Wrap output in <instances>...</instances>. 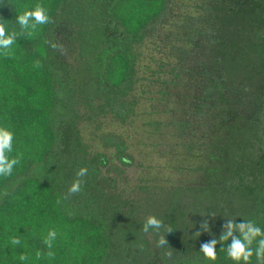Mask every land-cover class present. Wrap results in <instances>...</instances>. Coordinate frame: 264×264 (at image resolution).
Instances as JSON below:
<instances>
[{"label": "trees", "instance_id": "obj_1", "mask_svg": "<svg viewBox=\"0 0 264 264\" xmlns=\"http://www.w3.org/2000/svg\"><path fill=\"white\" fill-rule=\"evenodd\" d=\"M37 2L52 22L0 58V117L26 157L0 183L7 264L9 236L32 251L53 226L52 264H209L200 245L227 220L264 228V0H0V19L18 29L16 12ZM143 97L163 120L147 124L160 143L142 148L121 129ZM108 120L117 130L101 132ZM152 159L164 162L159 178ZM82 166V191L69 195ZM148 215L167 246L141 230ZM220 247L217 264H231Z\"/></svg>", "mask_w": 264, "mask_h": 264}, {"label": "clouds", "instance_id": "obj_2", "mask_svg": "<svg viewBox=\"0 0 264 264\" xmlns=\"http://www.w3.org/2000/svg\"><path fill=\"white\" fill-rule=\"evenodd\" d=\"M51 22L52 17L48 5L40 2L31 7L23 5L22 10L16 12L15 24L18 25V29L10 27L8 19H0V58L13 59L17 41L21 36L33 37L42 26ZM47 43L50 48L60 50L55 42ZM40 66L39 60L33 61L34 69H39ZM25 158V152L18 147V136L14 126L7 121L6 117H0V183L12 177L20 169ZM101 162L106 163V161ZM121 162L131 164V161L126 157H122ZM88 175L87 167H79L75 172V178L67 187V194L80 193L85 183L84 178ZM4 194L3 191H0V195ZM56 204L62 205L60 197H57ZM162 227L161 219L154 215H148L141 225V230L145 233L149 229L156 231L158 233L157 247H163L167 244L163 234L159 233ZM166 230L171 231L170 228ZM60 235L59 229L54 226L42 230L39 239L43 247L35 248L32 251H28L26 241L15 234L7 238L5 245L14 250L12 260L15 264H40L42 261L44 264H52L56 259L55 249ZM217 244L221 245L219 252L223 253L224 257L231 261V264H264V228H261L254 220L242 219L237 223L235 220L229 219L218 239L213 238L202 243L198 252L209 264H217ZM16 248L22 251L17 253L15 252ZM0 264H7V258L0 257Z\"/></svg>", "mask_w": 264, "mask_h": 264}, {"label": "rangeland", "instance_id": "obj_3", "mask_svg": "<svg viewBox=\"0 0 264 264\" xmlns=\"http://www.w3.org/2000/svg\"><path fill=\"white\" fill-rule=\"evenodd\" d=\"M146 77V75H144ZM153 86V85H152ZM150 87V91H153V87ZM146 97V96H145ZM145 97H143L140 101L141 103L139 104L138 107H136L135 109V117L132 120V123L129 124L128 126H126L127 128H122L121 133H123L125 135V137L127 136V142L130 145L133 144H141L140 146L143 148L145 145L148 144V142H152L147 140V138H154L155 144H159L160 140L156 139L155 137V133H157L152 126H147V124L149 122L153 121V118H155L156 120L160 121L163 120L162 118V114L154 117L155 115V111L158 108V111L161 112L163 111V108L157 107L156 105L149 107L150 102H148L147 100H145ZM118 128V126L116 124H113L112 122L108 121H102L100 130L101 132H105V131H116ZM95 129L94 127L91 125L88 128H86L85 130V137L89 138V140H92V136L91 133H94ZM154 133V135H153ZM142 135H146L145 138L142 137ZM155 136V137H154ZM138 150H142L141 148H138ZM149 167H150V172L152 173V176H157L158 178L160 177L159 175V171L157 169H154L153 167L155 166H159V165H163L164 162H159L156 159H152L148 161ZM136 170H134L133 172H130L128 174V181L129 184L132 185L134 183V177L139 176L140 174L135 172Z\"/></svg>", "mask_w": 264, "mask_h": 264}]
</instances>
